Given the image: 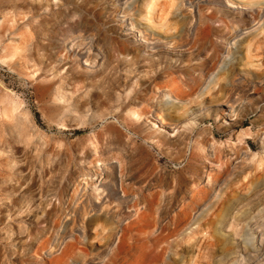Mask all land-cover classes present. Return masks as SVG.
Here are the masks:
<instances>
[{"label": "rangeland", "instance_id": "rangeland-1", "mask_svg": "<svg viewBox=\"0 0 264 264\" xmlns=\"http://www.w3.org/2000/svg\"><path fill=\"white\" fill-rule=\"evenodd\" d=\"M141 191L201 224L149 264H264V0H0V264L149 242Z\"/></svg>", "mask_w": 264, "mask_h": 264}, {"label": "bare ground", "instance_id": "bare-ground-1", "mask_svg": "<svg viewBox=\"0 0 264 264\" xmlns=\"http://www.w3.org/2000/svg\"><path fill=\"white\" fill-rule=\"evenodd\" d=\"M143 18H145L144 21L147 23V25L149 27H153V25L151 24L153 15L150 12V10H148L146 14H143ZM165 19H167V18H165ZM138 31L140 32V36H142L144 38H148L149 36L153 35V33L149 34L143 29H138ZM181 104H182L181 105L182 108H184V109H182L183 113H187L186 112L187 107L185 106V104H183V103H181ZM232 114L234 115L235 118L239 117V113L236 109L233 110ZM185 116H186V114H185ZM171 126H173V124H171ZM101 185H104V183H102L100 185L89 184V189L93 194L101 195V193L103 191V189L101 188ZM86 187H87V184H84L82 187L83 191H85ZM82 189L80 191H82ZM167 191H169V190H167ZM170 196L171 195L167 192H164L162 194V192L160 193V191L159 192H157V191H141L140 195H139V199H142V201L145 202V205L142 204V206L143 205L145 206V210L143 212L144 223L148 226L156 227L158 229V231L156 230L155 233H152L151 236H149L150 237L149 242L143 241L141 243H135L136 239L133 238L132 240L129 239L130 242L127 241L128 243L125 244V238L119 239V245L116 247V250H114L113 253H111L112 255H110L107 260H103L102 264H112L114 262L113 261L114 257H117L118 253L121 251H124V252L131 254V250L134 247H136V250H135L136 252L133 253L134 263H132L131 261H127L124 263L125 264H149L155 258L162 257V255L165 253L164 250L167 247H169L172 243L180 242V241H183L185 239L187 240L186 243L189 245L195 243V241H197L198 238H196L194 234L197 233L201 229V224L197 223V221L189 223L188 210L185 207H181L177 213L169 215L170 214V211H169ZM116 199H118V204L124 203V198H120V197L116 196ZM159 199H162V201H163V202L161 201L162 202L161 205H160V203L158 204ZM192 204L193 203H191V205ZM194 206H195V204H194ZM53 207H56V206L53 205ZM167 214L169 215V219H166V221H163V219L167 216ZM89 219H91V218H89ZM133 222H135V221H133ZM192 224H194V226ZM102 229L105 231H103V230L102 231H96V232H94V235H95L94 237L91 236L89 238H86L85 244H88V243L92 244L94 241L97 242L98 244H100L101 241L103 243H108L111 240V237L113 236L112 235L113 228L112 227L107 228L105 226H102ZM85 230H86V228L83 227L82 232L85 233ZM94 238H96V239H94ZM170 238H173V239L171 240ZM47 241L49 242L50 240L48 239ZM28 243H30V242H28ZM72 245H73L72 242H68L67 247L61 250L60 254L58 255L59 257L57 259L58 264H67L66 259L68 257H76V255H81L80 257L83 260V262L87 261L86 252L84 250H81L80 254L79 253L74 254V252L71 251ZM60 258H64L63 262L61 261ZM114 264H115V262H114ZM116 264H118V263L116 262Z\"/></svg>", "mask_w": 264, "mask_h": 264}, {"label": "trees", "instance_id": "trees-1", "mask_svg": "<svg viewBox=\"0 0 264 264\" xmlns=\"http://www.w3.org/2000/svg\"><path fill=\"white\" fill-rule=\"evenodd\" d=\"M37 115V114H36Z\"/></svg>", "mask_w": 264, "mask_h": 264}]
</instances>
